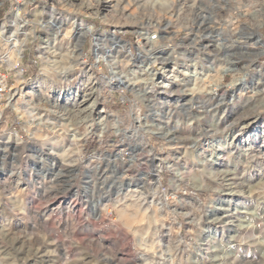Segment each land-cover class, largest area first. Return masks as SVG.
Listing matches in <instances>:
<instances>
[{
	"label": "rangeland",
	"instance_id": "rangeland-1",
	"mask_svg": "<svg viewBox=\"0 0 264 264\" xmlns=\"http://www.w3.org/2000/svg\"><path fill=\"white\" fill-rule=\"evenodd\" d=\"M18 1L20 3V0H8L14 5L12 11L0 7V26L4 25L7 35L12 37L17 31L12 22L15 13L20 12L19 15L28 21L37 20L36 12L43 15L35 30L33 23H29L33 27L19 30L22 39L28 38L31 33L20 59V66L25 69L24 78L17 80L13 74L17 88L0 104V249H3L0 250V262L8 257L7 264H11L14 257L16 264H105L101 259L104 257L107 264H141L149 256L155 260L153 264H176L173 260L161 261L160 254L148 245L153 239L155 242L160 239L161 245L167 247L176 236H191L199 240L201 247L180 253L178 260L202 261L217 254L208 251L209 244L213 247L223 244L229 253L239 257L236 264H261L264 261V243L259 241H264L261 228L264 196L261 191L254 190L264 188V72L258 71V68L264 67V52L254 46L259 34L249 35L247 25L238 18L230 19L225 9L217 15L218 0H188V5H197L193 16L203 9L200 17L195 19V26L200 29L198 35H202L205 24L224 28L220 30V35L226 39V47L220 54L229 55L231 61L225 63L210 55L208 57L214 59V63L206 65L204 53L213 54L215 47L209 50L203 46L200 50L186 49V55L182 54L180 46L184 45L183 41L186 40L185 44L190 46V39L194 37L187 35L184 26L188 7L183 18L170 14L172 0H151L156 5L152 10L157 17L154 21L177 19L176 32L170 36L167 34L170 40L152 42L162 46L161 52L167 61L164 64L155 63L153 56L143 63L132 56L126 61L129 53L138 54V42L144 40L136 28L149 22L146 16L141 20L145 10L139 7L148 0H23L20 4ZM52 10L65 19L74 17L96 27L84 39L88 43L81 48L88 53L87 64L68 74L72 84L67 90L50 93V102L44 103L34 99L39 89L38 86L33 87L30 81L37 76L32 70L33 63L43 59L44 51L40 49L43 39L52 32L41 28L40 22L46 20ZM213 16L215 20L211 19ZM138 20L140 22H136ZM231 23L235 28L238 25L242 29L236 33L238 40H229L225 35ZM111 33L127 44V53H121L119 60L122 63L126 61L129 74L134 72L139 76L140 82L134 86L142 88L145 82L154 78L149 85L156 86L153 114L136 121V125L156 127L157 124H166V131L176 137L172 140L168 137L165 142L158 132L153 134L146 148L140 144L142 150L137 160L121 165V170L128 169V172L117 175L124 183L135 181L142 172L147 176L152 169L164 177L160 184L158 178L144 175L146 183L137 187L138 192H127L122 202H118V197L124 194L117 193L111 170L117 163L118 154L115 155V152L119 147L134 146L133 129L116 136L111 134V129L108 134L100 133L98 124L94 123L90 133L78 141L67 133L69 127H75L73 121L79 109L87 106L92 86L96 84L97 89L100 87L96 76L100 75L103 66H98L94 73L90 63L97 59L96 38ZM153 33L154 30H151L149 36ZM224 50L228 51L225 53ZM195 65L202 73L207 71L202 75L207 82L213 81L218 68L220 71L223 69L225 74L221 81L215 77L208 91L193 92L190 87L196 76L185 71L189 68L191 72ZM1 69L5 68L0 66ZM235 76H242V79L238 85L229 87ZM245 83L247 85L243 88ZM215 84H220L222 93L228 97L235 90L234 99L227 98L217 104V101L202 96L197 99V107L193 111L186 106L175 108L177 101L184 103L192 94L207 96L213 93ZM166 89L173 95L165 94ZM120 91L118 84H109L107 92L114 95L101 96L92 110V117L98 116L99 109L107 116L106 121L115 122L116 113L123 115L127 104L119 102ZM152 95L149 93V96ZM30 100L42 106L39 109L28 108L25 103ZM61 111L66 115H57ZM62 123H65L64 126ZM78 131L85 134L87 127L79 124ZM65 150L68 154L64 157ZM146 152L151 155L146 156ZM77 157L81 159L77 160ZM56 173H59L57 181L53 180ZM177 173L184 174L185 179L180 181ZM43 181L44 185L41 184ZM189 181L190 187L202 184L219 190L209 193L205 187H198L194 191L178 192L168 186L175 182L183 188ZM147 183L154 195H146L141 201L133 194H143ZM160 188L164 189V197L155 194ZM99 197H108L109 200L103 202L97 216L92 211L91 201ZM165 198L167 207L161 210L160 202ZM132 204L143 205V210L148 207L151 211L146 214L142 211L136 219L132 218L130 207H126ZM123 209L127 210L125 215H122ZM150 220L156 222L158 232L148 230ZM134 221L139 227L129 228L128 225ZM140 224L146 225L140 227ZM5 233L11 242L7 247ZM253 235L256 241L251 239ZM238 236L247 242L239 243L235 239ZM180 247L183 249L185 245Z\"/></svg>",
	"mask_w": 264,
	"mask_h": 264
},
{
	"label": "clouds",
	"instance_id": "clouds-1",
	"mask_svg": "<svg viewBox=\"0 0 264 264\" xmlns=\"http://www.w3.org/2000/svg\"><path fill=\"white\" fill-rule=\"evenodd\" d=\"M13 4H9L8 0H0V7H6L8 11L13 10ZM119 7V5H117ZM139 7L144 11V15L141 17V20L146 16L149 19V24L152 27H158L157 24H152L151 21L153 19H157L156 14L153 9H155L156 5L151 3V0H148L147 3L139 5ZM170 7V6H169ZM192 9H195L197 5L193 4ZM216 7H220L225 9L230 19H240L247 25V32L251 36H255L259 34L258 38L260 40H264V0H224L223 3H218ZM183 11V10H182ZM201 12H203V9H201ZM201 12H197L195 16H193V13L191 10L187 11V22L185 23V27L190 26V24L195 23V19L200 17ZM5 15H7V12H5ZM41 12H36V21H28L24 19L23 16H19L16 18L13 23L16 25L17 31L12 34V37L5 38L3 35V32L0 31V47H2L3 50V56L7 57L9 53H15L20 51L21 49L19 47L9 49L8 45L13 44L15 42L14 38L17 35V32H19V29L22 27L23 24L33 23L34 30L35 26L39 24V20L42 17ZM95 15V13H94ZM218 15V14H217ZM179 19V17H178ZM212 20H215V16L211 17ZM136 22H140L139 20ZM7 23V21H5ZM51 23V22H50ZM71 28H76V24L73 21L70 24ZM96 26H88L81 24L80 25V31L79 35L81 38L90 36L93 30ZM215 28V25H213ZM64 31L63 28L58 30L56 32L57 36H61L62 32ZM242 29L237 25L236 28L233 30L230 28L225 35L229 40H238L239 37L236 36L237 32H241ZM28 36H31V33L28 34ZM88 43L87 40H83V42L79 43V47L83 48L84 44ZM225 45L221 43L217 46L216 51L213 53V55L218 59L222 60L225 63H228L231 61V57L227 54L221 56V51L224 49ZM122 50V49H121ZM70 52L73 53L71 56V63L68 65L63 64L60 60H44L40 59L39 61H36L32 65V70L37 73V80L34 82L37 86L39 91L36 93L34 99H38L43 101L44 103H49L50 98L49 94L53 92L63 93L65 90L69 88V85L72 84V80L68 78V74L72 72L75 68L81 66L85 59L88 56L87 52H82L80 55H75L76 48L72 47L70 48ZM131 54H129L126 57V61L130 60ZM126 61L125 63H122L118 59H112L111 61L100 59L99 57L96 60H91V67L93 69V72L95 73L98 66H103L102 71L100 72L99 76H96V80L100 81V87L98 89H94L96 92L97 100L100 99L101 96H111L114 95L113 93L107 92L108 85L112 82L113 76H115L116 79L121 80V84L119 87L121 88V91L118 94V100L120 103H126L127 107L123 111V115L120 113H116L115 115V122L111 121H103L101 122L104 125L103 132L105 134L109 133V129L112 130L111 134L116 136H121L122 133L126 132L129 128L133 129V136L132 140L135 143L142 144L147 147V144L151 142V136L155 133H160L161 140L165 141L167 140V136L169 133L165 129L156 128L153 125L149 124H140L139 126L136 125V121L147 119L148 115L153 114V108H154V93H155V85L151 84V81H147L143 84L142 88H137L134 85L139 83V76L137 74H129L126 71ZM5 63H8L7 59H5ZM18 76L23 75V70L20 73H17ZM127 82V86L124 85V82ZM183 83V81H181ZM91 86V82L90 85ZM149 93H152V96H149ZM28 103L34 108L39 109L42 105L41 104H35L31 100L28 101ZM53 108H55V105H53ZM85 114L83 115L82 119L75 121L74 126H79V124H82L84 120H91V113L87 110H84ZM144 115H141V114ZM57 115L59 116H65V112H57ZM70 115V114H69ZM79 115V113H78ZM91 124L87 126V130L90 131ZM85 135H87V131L85 132ZM136 137H143V139H136ZM127 138V137H122ZM146 155H151V153H145ZM127 155V153H122L120 156V160H123V157ZM191 158V157H189ZM81 157H77V160H80ZM135 166V164H133ZM171 170V169H170ZM203 175H207V173H203ZM177 177L180 181H183L185 179L184 174L177 173ZM215 178V177H213ZM191 185V181H189L188 184H185L183 188H181L178 184L175 182L170 183L168 186L173 187L176 191H194L195 188L198 187H205L206 191L209 193L211 191H218L219 188L212 189L209 186L205 185ZM255 191H261V195L264 196V188H257L254 189ZM155 194L160 195L161 197L165 196L164 189L160 188L157 189V192ZM134 196H138L139 200L143 201L145 200L146 195H154V193L151 190V185L148 184L145 187V191L143 194L136 193L133 194ZM167 199H161L160 202V208L161 210H166L167 207ZM143 206V205H141ZM170 223L172 221L170 220ZM163 224L161 223V227ZM248 227H252V225H248ZM262 235H264V218H262ZM159 229H156V232H158ZM5 239V246H10V241L7 239V233H5L4 236ZM239 243H246L247 240L236 237L235 238ZM251 239H257L255 237ZM261 243H264V241H259ZM183 244L185 247L181 249L180 245ZM201 247V243L198 239L186 236V237H180L176 236L173 240V242L169 245L168 250L164 251L160 248L159 244L156 245V250L160 254L161 261L163 260H173L176 262V264H236V261L239 259L237 255L229 253L228 249L224 247L223 244H220L217 247H213L211 244H209L208 251L217 253L215 256L212 257H205L202 261H185V260H178L177 256L182 252H187L189 250H195ZM3 250V249H0ZM18 251V250H16ZM174 253L176 255H174ZM11 255V253L9 254ZM114 258V257H111ZM101 259H104L105 264H107V259L104 257H101ZM8 257H4L3 262H0V264H7ZM11 264H16L15 258L12 257ZM145 264H153L152 260L145 261ZM261 264H264V261L261 262Z\"/></svg>",
	"mask_w": 264,
	"mask_h": 264
},
{
	"label": "bare ground",
	"instance_id": "bare-ground-1",
	"mask_svg": "<svg viewBox=\"0 0 264 264\" xmlns=\"http://www.w3.org/2000/svg\"><path fill=\"white\" fill-rule=\"evenodd\" d=\"M21 1L23 0H20V3ZM72 1V0H70ZM106 2L110 1V0H105ZM188 0H172L171 4L169 5V12L170 14H174V15H178V16H183V18H185L186 16V11H187V7L189 9V6L188 3H187ZM73 5V4H72ZM183 10V11H182ZM20 12H17L13 15V21L16 20L17 17H19L20 15ZM44 18V17H43ZM42 19V18H41ZM168 19V18H167ZM166 18L165 19H162V20H152L151 23L152 24H157L158 23V27H152L150 26L149 22L148 24H145L144 26H138L136 29V32L139 31V33H141L143 35V38L144 40L140 42V50L141 52H143V55H140L138 56L137 58L139 60H141V62H145L150 56H153L154 59H155V63L156 62H159V64H164L166 61H167V58L162 55V52L161 50L153 45L149 38H150V32L151 30H156L158 31L160 34L162 33L163 31V34H161V38L162 40H167V38H170V34H173L175 33L176 29H177V25L178 23L176 22L177 19L175 21H171V20H167ZM12 21V22H13ZM40 21V20H39ZM75 22L76 24V28H71L70 27V24L72 22ZM51 22V23H50ZM14 24V23H13ZM81 24H84V25H88V26H94V25H91V24H88V23H85L83 20H80V19H76L74 17H70L68 19H65L62 15H59L57 14L54 10L50 11L48 17L46 20H42L40 22V26L41 28H44L45 30H51L52 32H50L48 34V36L46 38L43 39V43H42V47L40 48L41 51H44L42 52V57L44 60H60L63 64L65 65H68L71 63V56L73 55V53L70 52V48L72 47H75L76 48V52H75V55H80V53H82L83 51H81V47H79V43L80 42H83V40L86 38H81V36L79 35V31H80V25ZM14 26H16L14 24ZM28 27H33V26H30V24H23L22 27L19 29V30H26V28ZM61 28L64 29V31L62 32L61 36H57L56 35V32L58 30H60ZM32 29V28H31ZM17 30V29H16ZM28 30V29H27ZM0 31H2L3 33L6 32L5 29H4V25L0 26ZM200 29L199 28H196L193 30V33L191 32H188L187 35L188 36H194L193 39H188L190 41V44L192 45H186V40H184L183 42V46H180L181 48H183V51H182V54L183 55H186V49L187 47H190L191 50H200L202 47L203 44H201L200 40H198L200 34L198 35ZM28 33V32H27ZM33 34V33H32ZM169 36H168V35ZM21 35H22V32H17V35L16 37L14 38L15 42L12 44V47L11 49L13 48H16V47H19L21 50L18 51V52H15V53H9V55L7 56V60L10 61V64L13 65L14 67L17 66V62L19 60V58L22 57L24 51H25V47L27 46V42H28V38H24L22 39L21 38ZM219 36H221L220 34H218ZM209 37V36H208ZM223 38V37H221ZM96 44H97V58L99 57L100 59H105L107 61H111L112 59H118L121 57V55L126 52V43L125 41L123 42L121 40L120 37H118L116 34H106V35H102V36H99L96 38ZM224 39V38H223ZM256 41L254 42V46L256 47V49H259L261 50V52H264V42H262V40H260L258 37H256ZM210 41H208V44H206V49L209 50L208 47H210L211 45V39H209ZM62 41H67L65 42L64 44L61 42ZM188 42V41H187ZM226 42V41H225ZM223 42L224 45H226V43ZM188 44V43H187ZM234 44V43H233ZM214 45V44H213ZM199 47V48H198ZM226 47V46H225ZM224 47V49H225ZM149 48V49H148ZM188 48V49H190ZM122 49V50H121ZM190 50V51H191ZM228 50H224V52L226 53ZM148 52V54H147ZM122 53V54H121ZM209 55H213V54H210ZM214 56V55H213ZM189 57V56H188ZM208 58V61H209V64H212L214 63V59H209V57H206ZM196 59V57H195ZM234 63V62H233ZM85 61L82 65H85ZM194 65V64H193ZM205 65V64H204ZM208 65V64H206ZM234 65V64H233ZM258 65H256L257 67ZM260 66V65H259ZM262 66V65H261ZM194 67V66H193ZM231 68L233 67L232 65L230 66ZM227 68V67H226ZM258 68V67H257ZM216 69V68H215ZM214 69V70H215ZM233 69V68H232ZM232 69H229V70H232ZM221 70V69H220ZM219 68L216 70V76L218 78L219 81H221V78L223 76V74H225V72L223 73V69L222 71H220ZM234 70V69H233ZM128 72V70H126ZM134 71V70H133ZM205 71V70H204ZM203 71V72H204ZM225 71V70H224ZM228 71V70H227ZM258 71L259 72H264V67H260L258 68ZM257 71V72H258ZM21 71L18 70V73H20ZM130 73V72H128ZM185 73L187 74H190V75H195L196 76V80H194L192 83H191V87L190 89L194 92V91H199V92H204V91H208L209 90V86L211 85V82L213 83L214 80L216 79L214 77L213 81L210 80V82H207L206 81V77L202 76V75H205L207 74V71L205 73H202V70H200V67H198L197 65H195V68L190 72L189 71V68L185 71ZM215 73V72H214ZM133 74H135L133 72ZM201 74V75H200ZM210 74V71L209 73ZM259 76H261V74H257ZM115 77V76H114ZM113 77V78H114ZM210 77V76H208ZM263 77V76H261ZM19 79H22L23 78V75L22 76H18ZM195 78V77H194ZM211 78V77H210ZM154 78H150V81L152 80L153 81ZM242 79V76H235L232 80V82L228 85L229 87L231 86H235V85H238L240 82V80ZM37 80V76L35 78H33L31 81H30V84L33 86V87H37V85L34 83L35 81ZM208 80V79H207ZM217 81V80H216ZM218 81V82H219ZM21 82V81H20ZM169 82V81H168ZM164 83V82H163ZM125 84L127 85L126 81H125ZM247 84L245 83L244 85H242L243 88H245L244 86H246ZM17 88V86H16ZM15 88V89H16ZM94 89H97V86L96 84L94 86H92V89H91V93H90V98H88L86 101H89L87 106L84 108V109H79V115L76 116V120L75 121H78L80 119H82L83 115L85 114L84 110H87L88 112L92 113V110H94L96 108V101H97V96H96V92L94 91ZM14 91V90H13ZM12 91V93H13ZM21 92V91H19ZM18 92V93H19ZM233 93L231 95H228L225 94V93H220L219 96L217 97L216 95H214L213 97L211 96V100L212 101H217L218 103L217 104H220V103H223L227 98H231V99H234V97L236 96L235 94V90L232 91ZM10 93L9 96L12 94ZM17 92H15V94H18ZM171 94V93H170ZM173 95V94H171ZM175 95V94H174ZM206 98V95H203V98ZM209 96V95H208ZM231 96V97H230ZM170 97V96H169ZM173 97V96H172ZM182 97V96H181ZM201 98L200 96H197L195 98L191 97L189 99H187L184 103H178V101L175 103L176 106L175 108H180L181 107H185L188 108V109H191L193 111V108H194V104L197 103V99ZM204 98V99H205ZM209 98V97H208ZM215 98V100H214ZM203 104H206V103H203ZM15 106H17V104L14 103ZM25 105L28 107V108H33L29 103L28 101L25 103ZM171 110V109H170ZM172 111V110H171ZM1 113V112H0ZM77 113V114H78ZM98 116L97 117H92V114H91V120H84V122L82 124H84L86 127L91 124V128H92V125L94 123H97L98 124V130H100V133L103 132V128H104V125L101 123L103 121H106L107 120V116H105L103 114V111L101 109H99L98 111ZM170 114V113H169ZM189 114V113H188ZM75 121H73L75 123ZM54 123H57V122H54ZM65 124V123H62V125ZM64 126V125H63ZM156 128H161V129H167L166 127V124L165 126L163 125H160V124H157L156 125ZM169 129V127H168ZM93 130V129H92ZM69 135L71 136V138L73 140H81V139H84L86 136L85 134L81 133L78 131V127L75 126V127H69ZM91 131V129H90ZM89 130H87V133H90ZM96 131V130H95ZM167 132L169 133V135L167 136L168 137H171V140L172 139H175L176 137L173 135L172 132L168 131ZM95 133V132H94ZM14 134V133H13ZM16 134V133H15ZM14 134V135H15ZM160 134V133H159ZM8 142V141H7ZM84 142V141H83ZM10 147V146H9ZM14 147V146H13ZM142 150V147L140 144H135L134 143V146L132 147V154L130 155V159L128 160V162H122L120 161V159L118 158V155H117V158L115 160V162L117 163H114V166H113V169L111 170V173L112 175L114 176V180L112 181V183L117 186L118 190H117V193H122L124 194L122 197H118V202H122V201H125L124 199L127 197V192H130V191H137L138 188L140 186V184H144L146 183L145 181V178L148 177L149 175L157 178L156 174L158 171L156 170H153L152 171H149V175L146 176V174L144 172H142L140 174V176H138V178L134 181V180H130V181H127L126 183H124L123 181L119 180V178L117 177V175L119 174H122L124 172H128V169H124V170H121L120 167L121 165H126L127 163H129V161H135L137 160V155L138 153ZM64 157L67 156L68 154V151L65 150L64 152ZM141 153V152H140ZM116 155V154H115ZM144 155V154H143ZM140 156V155H139ZM142 156V155H141ZM148 156V155H146ZM149 158V157H148ZM150 160V158H149ZM152 160V159H151ZM143 161V160H142ZM148 162V161H147ZM141 165V164H140ZM153 165V164H152ZM123 167V166H122ZM128 167V166H127ZM153 168V167H151ZM70 169V168H69ZM133 169V168H132ZM148 170V169H147ZM151 170V169H149ZM61 171V169H60ZM137 171V170H136ZM139 171V170H138ZM90 172V171H89ZM88 175L90 173H87ZM127 174V173H126ZM109 175V173H108ZM111 175V176H112ZM146 177H145V176ZM45 177V175H44ZM43 177V178H44ZM111 178V177H110ZM149 178V177H148ZM59 179V173H56L54 175V179L55 181H57ZM109 179V178H108ZM107 179V180H108ZM45 180V179H44ZM150 180V179H149ZM157 180V179H156ZM152 181V180H151ZM151 181H149L151 183ZM91 182V181H90ZM109 182V181H108ZM158 182V181H157ZM44 181L41 182L42 185H44ZM107 183V182H106ZM103 184V183H102ZM148 184V183H147ZM104 185V184H103ZM102 185V187L104 188V186ZM146 185V184H145ZM143 185V186H145ZM157 185V184H156ZM142 186V185H141ZM158 187V186H157ZM88 189V188H87ZM113 189V188H112ZM145 189V188H144ZM50 191V190H49ZM138 192V191H137ZM50 194V193H49ZM55 194V193H54ZM57 194V193H56ZM106 200H109L108 197L104 198V197H99L97 200H93L91 201L92 203V211L98 216L99 214V209H100V206L103 204L104 201ZM105 203V202H104ZM124 204V203H123ZM145 204V203H144ZM72 205V204H71ZM104 205V204H103ZM132 204V205H127L126 207H130V211H132V214H130V216L132 218H135L136 216L138 217V214L141 213L142 211L143 214H146L147 211H151V209H149L148 207L147 208H144L143 210V207L138 204ZM73 206V205H72ZM132 206V207H131ZM69 207V206H68ZM125 207V206H124ZM53 210V209H52ZM126 209H123L122 210V215H125L126 214ZM128 213V212H127ZM80 216V215H79ZM136 219V218H135ZM262 219V218H261ZM154 221L150 220L148 223H147V228L148 230H154L156 231L157 229V225H155ZM146 225V224H145ZM144 224H140V227L142 226H145ZM127 226V225H126ZM138 225L135 224V221L134 222H131L128 227L131 228V229H136ZM139 227V226H138ZM144 228V227H143ZM253 228V226H252ZM140 229V228H139ZM253 231V230H252ZM256 231V229H255ZM248 232V231H247ZM250 232V231H249ZM248 232V233H249ZM246 233V232H244ZM156 234V233H155ZM154 234V235H155ZM241 234V233H240ZM250 236L252 237V235L250 234ZM255 235H253L254 237ZM261 236V235H260ZM259 236V237H260ZM159 238V237H158ZM162 238V237H161ZM262 239V238H261ZM152 240V239H151ZM148 241V240H147ZM156 240L153 239L152 243L148 246H150V248L154 249V252H156V246L157 244H159L160 248L164 251H167L168 250V247H164L163 245H161V240L158 239L157 242H155ZM256 241V240H255ZM156 243V244H155ZM155 247V248H154ZM151 249V250H152ZM155 254V253H154ZM144 255V254H143ZM142 255V256H143ZM148 260H152L153 263L155 262L154 259H151L149 256L146 257L143 262L141 264H145V261H148ZM113 262V260H111ZM238 261V260H237ZM28 263V262H27ZM237 263V262H236ZM172 264H175L174 262H172Z\"/></svg>",
	"mask_w": 264,
	"mask_h": 264
},
{
	"label": "built area",
	"instance_id": "built-area-1",
	"mask_svg": "<svg viewBox=\"0 0 264 264\" xmlns=\"http://www.w3.org/2000/svg\"><path fill=\"white\" fill-rule=\"evenodd\" d=\"M18 3H19V1H18ZM218 3H221V0H218ZM191 6H192V4H190L189 10H191L192 13H193L194 9H192ZM222 10H223V8L218 7V15H221ZM231 24H232L231 28L234 30V28H235L234 27V23H231ZM203 27L204 28L202 30V35L199 36V40H200L201 44H203L202 46L204 47V49H206V44H208V41H210L209 39H211V45H210V47H208L209 49L214 48V47L217 49L218 45H220L221 43L226 41V39H223V38H221V36L218 35V34H221L220 30H222L224 28H222L220 26H215V28H214L212 25H208V24L203 25ZM196 28L197 27L195 26V23H192V24H190V26L186 27V30H187V32L193 33V30L196 29ZM154 32L155 33H153L150 36V38H149L151 43L154 42V41L162 40L161 34H163V31H162L161 34L158 31H156V30H154ZM207 33H209V34H207ZM3 35H4L5 38L11 37V35H9V34L7 35V32L6 33L4 32ZM167 40H170V38L167 39ZM141 41H143V40H140L138 42V48H139L138 49L139 50L138 54L129 53V51H128V53L131 54V56L133 58H135V60L138 59L137 58L138 56L143 54V52H141V50H140V42ZM163 42H166V40H162V43ZM126 46H127V44H126ZM9 47H11V44L8 45V48ZM157 47L162 51V48H161L162 46H157ZM188 48H190V47H188ZM97 49L98 48H97V44H96L95 45L96 53H97ZM125 50L127 51V48ZM204 55H206V57L210 56L209 53H207V52H205ZM206 57H204L203 61L206 62L205 64H209V61L206 60ZM5 59H8V58L3 56V50H2V47H0V66L5 68V69H1V71H0V104L3 103L9 97V94L12 93V91L15 90V88H16V83H14V82H16V79L13 78V74L18 80V75H17L18 70H20V71L23 70V78H24V71H25V69L20 66V59L21 58H19V60L17 62V66H15V67L10 64L9 60H7L8 63H5ZM87 61L88 60L86 58L85 59V63L86 64H87ZM4 65H6V66H4ZM110 84H113V85L114 84H116V85L118 84V85H120L121 84V80L113 78L112 82ZM124 85L127 86L125 84V82H124ZM168 89H166L164 91L165 94H167V95L170 94L167 91ZM212 90H213V93L209 94V96L207 95L206 97H209L211 99V96L213 97L214 95H216L218 97L220 93L224 92L222 90V88L220 87V84L219 85L218 84L213 85V89ZM203 95H205V94H203ZM203 95H200V97H202ZM196 96L197 95L192 94L189 98H191V97L195 98ZM214 100H215V98H214ZM178 103H180V102H178ZM124 104H126V103H124ZM195 104H197V103H195ZM195 104L193 105L194 106L193 110L196 109V107H197V105H195ZM116 153L118 154V158L119 159H120V156H121L122 153H127V155H125L123 157L122 162H128V160L130 159V155L132 154V147L129 146V145H122L115 152V154ZM156 176L158 178V180H157L158 183L162 184L163 180H164V177L162 175H160V173H157Z\"/></svg>",
	"mask_w": 264,
	"mask_h": 264
}]
</instances>
